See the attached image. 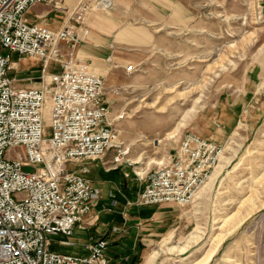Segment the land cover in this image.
Listing matches in <instances>:
<instances>
[{
	"label": "rangeland",
	"instance_id": "374dc122",
	"mask_svg": "<svg viewBox=\"0 0 264 264\" xmlns=\"http://www.w3.org/2000/svg\"><path fill=\"white\" fill-rule=\"evenodd\" d=\"M186 5L184 17L165 15L145 28L132 22L116 35L132 44L122 62L134 68L121 79L102 77L120 147L119 160L106 167L126 174V193L136 195L186 131L214 142L220 107L238 106L234 128L218 135V176L184 206L158 204L155 216L165 220V230L143 264L157 255L153 264H264V0ZM3 53L15 62L8 74L20 85H41V61ZM59 237L51 238L56 250L83 253L77 245L64 248Z\"/></svg>",
	"mask_w": 264,
	"mask_h": 264
},
{
	"label": "built area",
	"instance_id": "2783aa9c",
	"mask_svg": "<svg viewBox=\"0 0 264 264\" xmlns=\"http://www.w3.org/2000/svg\"><path fill=\"white\" fill-rule=\"evenodd\" d=\"M37 4L63 13V26L31 22L27 13ZM93 7L110 9L112 0H77L71 8L63 0H0V264H110L105 239L86 245V255L51 248L53 236H71L77 224L87 223L100 199L82 175L87 163L98 160L109 170L120 155L102 76L76 53ZM4 51L41 61V85L23 86L9 75L16 64ZM222 151L186 131L130 204L190 203ZM78 162V169H68Z\"/></svg>",
	"mask_w": 264,
	"mask_h": 264
},
{
	"label": "crops",
	"instance_id": "0c3cea01",
	"mask_svg": "<svg viewBox=\"0 0 264 264\" xmlns=\"http://www.w3.org/2000/svg\"><path fill=\"white\" fill-rule=\"evenodd\" d=\"M76 1L63 0V3L71 8ZM188 1L116 0L115 2L112 0L110 9L93 7L84 17L86 33L77 46V57L86 62L90 69L100 74L103 79L109 75L121 79L130 73L126 71L130 62L127 65L122 62L125 59L123 49L132 44L128 38L116 40V35L129 26L136 25L132 22L136 23L137 21L138 27H144L143 25H149L152 22L159 24L158 21L165 15L172 19L177 16L184 17V14L188 12L186 5ZM28 12L34 15L31 22H40L54 30L61 28L63 18L66 19L63 13L40 4L32 6ZM173 13L176 16H173ZM136 43L138 45L145 44V42ZM104 98L108 105L105 92ZM220 112L218 127L214 132L216 137L214 142L219 145L222 144V139L218 138V135L226 133L228 130L231 131L237 123L238 106L227 107L223 104L220 107ZM80 164L82 163H70L68 169L76 170ZM87 165L88 172L82 175L99 190L100 199L91 208L90 214L85 220L87 223L77 224L71 236L58 234L60 236L57 239L58 244H64V248L80 246L82 254H78L76 250L68 253L86 255V245L97 239H105L107 241L106 255L110 259V264H143L147 257L152 256L151 252L154 249L149 251V246L156 241L161 231L165 230L162 227L166 222L160 223L165 220L155 216L158 204L143 205L144 207L130 204L136 195L126 193L125 182H128V179L125 178L126 174L123 173L124 177L121 172L106 170L101 161H91ZM113 207L115 208L113 209ZM171 234L169 232L167 235ZM167 235L165 238H168ZM52 244L51 240V248ZM55 251L60 252L56 249Z\"/></svg>",
	"mask_w": 264,
	"mask_h": 264
},
{
	"label": "bare ground",
	"instance_id": "6f19581e",
	"mask_svg": "<svg viewBox=\"0 0 264 264\" xmlns=\"http://www.w3.org/2000/svg\"><path fill=\"white\" fill-rule=\"evenodd\" d=\"M185 118H186V115H185ZM184 121V119H182V121L181 122H179L178 124H177V126H176V128H175V131L173 132V133H169L168 135H171V136H173L175 133H176V131H177V129L182 125V124H184L185 123V121ZM183 122V123H182ZM221 157H219L220 159H219V162L217 163V165L215 166V168H214V170L212 171V173H211V175H210V177H209V180H208V184H210L211 182H213L214 181V179L218 176V173H219V171H220V169H221V167H222V163H221V159H222V153H221V155H220ZM138 157H140V156H138ZM141 158V157H140ZM137 161V160H136ZM197 194V193H196ZM196 196V195H195ZM195 198V197H194Z\"/></svg>",
	"mask_w": 264,
	"mask_h": 264
},
{
	"label": "trees",
	"instance_id": "16d2710c",
	"mask_svg": "<svg viewBox=\"0 0 264 264\" xmlns=\"http://www.w3.org/2000/svg\"><path fill=\"white\" fill-rule=\"evenodd\" d=\"M52 249L55 250L56 248L52 246Z\"/></svg>",
	"mask_w": 264,
	"mask_h": 264
}]
</instances>
